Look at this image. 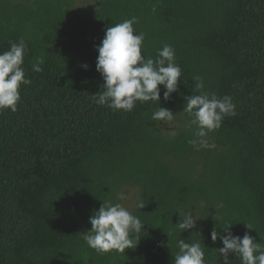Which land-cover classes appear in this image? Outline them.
Returning <instances> with one entry per match:
<instances>
[{"label": "trees", "instance_id": "trees-1", "mask_svg": "<svg viewBox=\"0 0 264 264\" xmlns=\"http://www.w3.org/2000/svg\"><path fill=\"white\" fill-rule=\"evenodd\" d=\"M132 17L142 55L175 50L180 81L168 100L161 86L159 104L178 120L175 134L152 119L156 102L129 112L97 103L95 46ZM21 39L31 83L15 112L0 111V264H174L180 240L224 264L211 233L228 225L264 245V0H0V53ZM197 75L236 113L203 138L183 111ZM126 186L139 188L128 210L144 226L133 248L98 253L83 239L89 217L103 201L122 204ZM186 213L196 224L181 231ZM228 264L242 262L230 253Z\"/></svg>", "mask_w": 264, "mask_h": 264}, {"label": "clouds", "instance_id": "clouds-1", "mask_svg": "<svg viewBox=\"0 0 264 264\" xmlns=\"http://www.w3.org/2000/svg\"><path fill=\"white\" fill-rule=\"evenodd\" d=\"M136 17L124 20L105 30V35L99 45L96 70L102 75L105 91L99 95L97 103L107 104L113 110L132 111L136 101L156 102L158 110L152 115L154 121L171 122L174 119L172 110L159 107L161 100V86L165 91L163 97L168 100L177 91L181 77V68L175 62V50L171 45H165L158 50V58H146L142 55L144 34L134 30ZM26 44L10 42L9 50L0 53V111L10 109L15 112L21 99V85L31 83L25 76L22 67L26 52ZM43 56L37 57L33 70L42 71ZM87 68L88 65H83ZM195 89L199 94L185 97L186 105L183 111L194 115L191 124L197 126L196 137L203 138L209 132L219 129L226 115L234 116L235 105L230 96L217 98L215 93L202 92L203 78L193 77ZM189 143L193 147L208 145L203 139H192ZM118 199L125 196L120 193ZM143 208V204H138ZM91 229L83 235L87 245L98 253L116 251L124 253L133 248L131 233H139L143 228L141 220L120 203L103 201L98 210L89 217ZM196 219L190 214H184L177 223L183 230L195 227ZM247 228L251 229L249 225ZM225 235L213 230L211 238L215 242L219 236L223 247L219 248L224 264H228L229 254L237 255L242 264H264V245L256 242L255 238L245 232L243 237L234 235L229 225L224 229ZM179 252L174 258V264H206L205 251L198 242L187 243L178 241Z\"/></svg>", "mask_w": 264, "mask_h": 264}, {"label": "rangeland", "instance_id": "rangeland-1", "mask_svg": "<svg viewBox=\"0 0 264 264\" xmlns=\"http://www.w3.org/2000/svg\"><path fill=\"white\" fill-rule=\"evenodd\" d=\"M178 125V120L174 117L171 122H163L162 128L166 131V133L175 134L177 132ZM123 194L125 199L122 200V205L125 208L130 209L134 206V202L139 195V188L134 186H126L123 189Z\"/></svg>", "mask_w": 264, "mask_h": 264}]
</instances>
